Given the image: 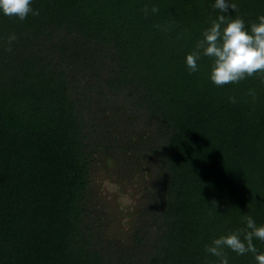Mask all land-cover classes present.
Returning <instances> with one entry per match:
<instances>
[{
    "label": "trees",
    "instance_id": "16d2710c",
    "mask_svg": "<svg viewBox=\"0 0 264 264\" xmlns=\"http://www.w3.org/2000/svg\"><path fill=\"white\" fill-rule=\"evenodd\" d=\"M232 2L233 17L264 14V0ZM213 4L34 0L39 15L0 14V264H217L205 250L213 237L243 227L245 214L264 223V77L218 87L209 58L197 72L185 65L219 14ZM111 96L153 128L145 151L163 172L153 236L136 228L125 247L89 207L95 152L133 149L90 140L102 116L112 120Z\"/></svg>",
    "mask_w": 264,
    "mask_h": 264
},
{
    "label": "rangeland",
    "instance_id": "374dc122",
    "mask_svg": "<svg viewBox=\"0 0 264 264\" xmlns=\"http://www.w3.org/2000/svg\"><path fill=\"white\" fill-rule=\"evenodd\" d=\"M106 105V114L112 120L102 116L103 127L92 129L90 140L113 145L128 143L133 149L126 151L116 146L95 152L90 171L89 207L95 223L101 226V234L125 247L133 241L136 228L149 230L153 236L148 211L154 205L153 195L160 188L163 172L155 156L145 151L151 147L148 141L154 135L153 128L139 117L140 112L125 104L122 97L111 96ZM133 113L138 119L130 120ZM137 144L144 149H134Z\"/></svg>",
    "mask_w": 264,
    "mask_h": 264
},
{
    "label": "clouds",
    "instance_id": "9594fccd",
    "mask_svg": "<svg viewBox=\"0 0 264 264\" xmlns=\"http://www.w3.org/2000/svg\"><path fill=\"white\" fill-rule=\"evenodd\" d=\"M33 3L34 0H0V14L22 21L30 14L39 15ZM213 7L219 10V14L203 30L195 50L186 53L187 69L197 72L202 58H209V79L218 87L237 84L253 75L264 77V14L258 15L254 21L233 17L229 9L235 12L237 5L232 0H214ZM151 11L156 13L159 9L153 6ZM8 39L10 42L15 40V34ZM229 99L235 102V97ZM243 221V227L213 237L205 246L206 252L217 258V264H230L228 250L241 256L251 253L256 264H264V251L258 250L255 243L264 242V223L258 224L248 214L243 216ZM204 264H209L207 257Z\"/></svg>",
    "mask_w": 264,
    "mask_h": 264
}]
</instances>
